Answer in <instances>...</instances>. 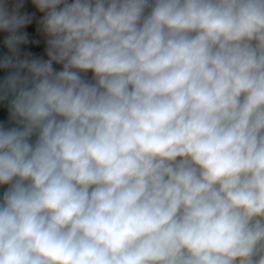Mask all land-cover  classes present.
<instances>
[{
	"label": "clouds",
	"instance_id": "obj_1",
	"mask_svg": "<svg viewBox=\"0 0 264 264\" xmlns=\"http://www.w3.org/2000/svg\"><path fill=\"white\" fill-rule=\"evenodd\" d=\"M30 4L46 59L0 0V264H264V0Z\"/></svg>",
	"mask_w": 264,
	"mask_h": 264
},
{
	"label": "built area",
	"instance_id": "obj_2",
	"mask_svg": "<svg viewBox=\"0 0 264 264\" xmlns=\"http://www.w3.org/2000/svg\"><path fill=\"white\" fill-rule=\"evenodd\" d=\"M15 3V0H13ZM11 7V5H10ZM21 14H27L32 17V23L22 29L29 34L30 43L27 47H23L24 51L32 52L35 56L47 58L44 52L45 48V38L43 37L42 33L39 32V21L42 18V13H39L32 5L30 4V0H24V6L20 10ZM39 43H35V42ZM54 67L59 70L58 65H54ZM90 75V74H89Z\"/></svg>",
	"mask_w": 264,
	"mask_h": 264
},
{
	"label": "water",
	"instance_id": "obj_3",
	"mask_svg": "<svg viewBox=\"0 0 264 264\" xmlns=\"http://www.w3.org/2000/svg\"><path fill=\"white\" fill-rule=\"evenodd\" d=\"M2 39H3V36L2 34H0V50H3ZM0 191H2V189H0Z\"/></svg>",
	"mask_w": 264,
	"mask_h": 264
}]
</instances>
